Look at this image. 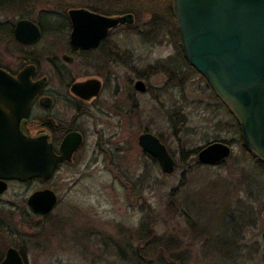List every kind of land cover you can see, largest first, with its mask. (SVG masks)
<instances>
[{"label":"rangeland","instance_id":"rangeland-1","mask_svg":"<svg viewBox=\"0 0 264 264\" xmlns=\"http://www.w3.org/2000/svg\"><path fill=\"white\" fill-rule=\"evenodd\" d=\"M106 1L84 2L106 10L103 7ZM127 2L149 4L148 0H123V3ZM143 7L146 10L148 6ZM57 8L52 2L39 0L31 17L19 8L6 9L0 12V23H15L24 13L25 19L36 22L41 12ZM138 12L134 25L141 31L149 30L150 25L146 24L151 21L153 13ZM157 12L163 13L162 10ZM55 21L51 24H56ZM111 40L121 44L125 52L133 56L141 75H148L151 66H161L173 58V73L175 70L178 73L172 74L173 82L180 84L183 79L184 86L166 84V76L158 72L149 79L154 89L152 93L134 97L136 92L130 81L136 80L135 74L127 69L112 68L115 73L124 71L126 75L124 72L120 75L119 85L123 89L120 95L115 93L118 81L110 77L101 98V103L107 105L103 111L104 126L97 125L98 130H105L103 135L99 134L103 136L104 156L101 155L90 173L75 175L77 182L73 186L59 189L61 201L50 217L43 220L26 217L25 231L21 204L23 190L18 185L11 187L0 201V262L8 248L26 241L28 264H140L134 253L144 246L140 238L142 224L146 223V228L154 236L173 238L182 252L187 251L190 255L187 264H214L212 258L206 259L202 243L193 238V232L177 210L188 208L189 200L191 205L197 202V195L218 176L230 179L237 189L243 191L241 196L247 199V188L239 183L246 182L245 171L249 172L254 160L244 155L242 134L227 129L229 124L236 123L235 119L220 105L206 80L183 62L175 44L168 38L164 42L158 39L148 41L138 36L135 30L125 29L116 31ZM67 45L68 38L45 34L38 44L25 49L27 60L40 62L49 74L47 59L61 57L66 53ZM66 69L78 81L91 76V71L79 59ZM114 104H120L122 111L115 110ZM182 115L185 124L180 126ZM174 121L180 128L177 132ZM91 128L94 130L95 127ZM145 132L154 134L165 144L176 160L175 173L164 174L159 164L140 148L138 139ZM97 138L92 135L90 143H96ZM223 140L232 147V155L226 164L222 167L198 166V159L196 161V156L190 152ZM81 169H85L84 166L77 171ZM251 174L256 179L255 184L264 192V172L256 170ZM255 207L257 220L255 223L251 221V226L245 230L243 245L246 252L253 255L247 264H264V200ZM203 218L206 223H211L210 229L221 227V218L216 214L206 213Z\"/></svg>","mask_w":264,"mask_h":264},{"label":"water","instance_id":"water-1","mask_svg":"<svg viewBox=\"0 0 264 264\" xmlns=\"http://www.w3.org/2000/svg\"><path fill=\"white\" fill-rule=\"evenodd\" d=\"M171 8L186 60L240 126L246 150L264 164V0H171ZM68 16L72 51L95 49L112 29L135 24L133 14L105 16L86 8L70 9ZM15 34L26 45H34L42 38L39 25L30 19L19 21ZM64 60L72 62L68 56ZM32 71V67L25 69V118L43 86L32 80ZM21 81L0 69V87H22ZM135 87L146 92L141 81ZM101 88V81L94 78L74 83L71 91L88 100L98 96ZM13 136L16 139L17 134ZM80 144L81 139L73 141L68 137L62 146L63 156L57 157L50 144L27 135L24 142H0V195L7 189V180L50 176L55 166L70 159ZM139 145L158 161L164 174L175 173L176 160L157 136L143 133ZM231 155L229 144L212 142L200 149L197 159L201 165L217 166ZM57 204L52 191L38 192L29 199L31 210L42 216L50 214ZM0 264L26 263L11 247Z\"/></svg>","mask_w":264,"mask_h":264},{"label":"flooded vegetation","instance_id":"flooded-vegetation-1","mask_svg":"<svg viewBox=\"0 0 264 264\" xmlns=\"http://www.w3.org/2000/svg\"><path fill=\"white\" fill-rule=\"evenodd\" d=\"M19 5L21 7L14 5L8 10L10 11L19 8L25 12L24 3H19ZM21 20H25V13L21 15L15 23H0V69L18 81L22 79L21 82L23 85L18 88L0 87V142H14V140L15 142H24L25 135H27L32 138H38L48 145L50 144L52 146L53 154L57 157H62L64 154L62 146L68 137H73V141L81 139V144L73 152L70 159L59 162L50 176L36 177L27 181L7 180L5 182L7 184V189L4 194L0 195V201L10 192L13 185H18L23 190L21 204L23 228L25 231L26 217H34L39 220L50 217L61 201L59 189L67 185L73 186L77 182L75 175L82 176L86 175V173H90V171L93 170L92 168L99 163L101 155L104 156V149L102 146L104 142L102 141V135L105 133V130H98L97 125H102L103 122L105 123L103 111L107 105L101 103V98L107 88V78L115 77L118 81L115 90L116 95H120L123 91L119 84L120 75L123 74L124 71L115 73L112 71V68L117 67L118 69H127L128 72L135 74L136 80L130 81L136 92L134 93V97L137 95H148L149 93H152L154 89L151 87L149 79L158 72H161L166 76V84L170 83L172 86H179L182 83L184 84V81L182 79L180 84L173 82V61H170L171 58L166 60L165 63H162V65H165L166 71L157 70V66H151V70L147 72L149 73L148 75H141L139 73V65L133 61V56L129 54V52H125V49L121 44L111 40V37L116 31H125L126 27H132L133 25H120L117 28L112 29L97 48L86 51L71 50L70 31L66 53L61 57L55 56L53 59H47L48 61L46 62V65L47 68L50 69V73L48 74L40 62H29L27 60V52H25L26 48L35 46L42 40L45 35L44 31L39 26L42 31V38L34 45H26L23 42H19L16 39L15 33L17 24ZM48 28L56 30L58 29V26L56 24H51ZM64 56L70 57L72 62L69 63L64 60ZM78 59L83 61V65L89 70V72L91 71V76L86 77L85 80L96 78L99 79L102 84L100 94L98 96H92L88 100L78 98L71 91L73 84L78 80H76L71 71L66 69V66L74 64ZM186 63V65L189 64L187 60ZM27 67L33 68L31 75L32 80L34 82H42L43 86L32 105L29 116L25 118L24 83L25 69ZM124 74L126 75L125 72ZM139 81L145 84L146 92H140L136 89L135 85ZM113 108L117 111H122L123 109L120 104H114ZM92 126L95 127L94 130H92ZM102 126H104V124ZM14 132L17 134L16 139L13 136ZM100 133L102 135H99ZM92 135H94L95 138L100 136V139H95L96 143H90V137ZM108 143L109 142H105V144ZM100 147L102 150H99ZM88 153H90V156ZM145 154L151 160L158 163L155 158L147 153ZM110 159H113L112 156ZM81 166H84L85 169H81L78 172L77 168ZM44 191L54 192L58 199L57 206L46 216L36 214L29 207V199L31 196ZM26 244V241H23L22 245L15 244L13 248L20 252L25 263L28 264L27 258L25 257Z\"/></svg>","mask_w":264,"mask_h":264},{"label":"trees","instance_id":"trees-1","mask_svg":"<svg viewBox=\"0 0 264 264\" xmlns=\"http://www.w3.org/2000/svg\"><path fill=\"white\" fill-rule=\"evenodd\" d=\"M37 1L39 0H5L0 2V12L14 5L21 7L19 3H24L25 11L27 15L31 17ZM84 1L85 0H46V2L55 4L58 8L53 11L41 12L38 21L34 22L41 27L44 34H51L57 37L62 36L64 39H67L71 31V21L68 16V11L72 8L84 7L106 16H118L132 13L136 17L139 15V10L150 11L153 13L151 21L146 24L150 25L149 30L141 31L137 25L126 27V29L135 30L138 36L148 41L158 39L160 42H164L168 38L175 44L179 51L180 58L186 63L177 22L172 13L171 0H148L149 4H129L128 2L125 4L123 0H107L103 2V7L106 10L89 6ZM80 4L83 6H79ZM143 6L148 7H146L145 10ZM156 10H162L163 13H156ZM166 18L168 22L165 21ZM53 20H56V25H60L56 30L47 28V26L54 22ZM135 24H137V21H135ZM171 60H173V58H171L170 61ZM30 61L34 62L36 60L31 59ZM188 67L198 74L190 64H188ZM156 69L166 71L165 65L157 66ZM173 74L177 75L178 73L175 70ZM180 86L183 87L184 84L182 83ZM220 105L225 107L221 102ZM182 117L183 119H180V126L185 124V118L183 115ZM170 118L174 120L173 116H170ZM174 123L173 127L177 132L180 128L177 122L174 121ZM227 129L241 133L240 126L237 122L234 125L229 124ZM220 142L229 143L225 140ZM200 149L201 148L195 149L190 152L192 155L196 156V161ZM243 150L245 156L254 160V163L249 166L250 169L246 168L249 170V172L245 171L244 176L246 182L244 184L239 183L240 186L247 188L246 198L248 201L241 196L243 191L237 189L235 183L228 178L225 179L224 177L218 176L207 185L205 190L197 195L199 197L197 202L191 205L189 204V200L187 202L188 208L185 209L182 207L177 210L180 216L185 218L190 232H193V234H191L193 238L199 239V242L202 243V250L206 253V259L212 258L214 260L212 263L214 264H247L249 259L253 256L252 253L246 252L243 245L245 230L251 226V221L255 223L257 220L255 206L264 200V192L261 190L262 187L260 185L255 184L256 179L251 173L256 170H260V172L262 170L264 172V164L254 158L245 147ZM226 162L227 160L217 166L222 167ZM199 165L204 166L198 164V166ZM235 197H237V199ZM244 200H246V202ZM206 213H214L218 218H221V227L215 230L210 229L211 223H206L203 218V214L206 215ZM146 227L147 224L143 223L140 240L144 246L134 253V256L139 259L140 264H187L190 255L187 251L182 252L180 245L175 243L173 238L165 239V237H156ZM262 260L264 261V256H262Z\"/></svg>","mask_w":264,"mask_h":264}]
</instances>
